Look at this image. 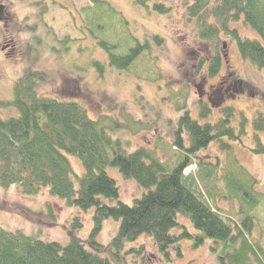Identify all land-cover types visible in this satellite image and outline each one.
<instances>
[{
  "label": "rangeland",
  "instance_id": "374dc122",
  "mask_svg": "<svg viewBox=\"0 0 264 264\" xmlns=\"http://www.w3.org/2000/svg\"><path fill=\"white\" fill-rule=\"evenodd\" d=\"M106 1L112 3L116 13L113 9L109 13L106 5L92 0H0L6 14L0 22V98L12 97L17 76L42 70L46 78L39 82L38 94L78 101L91 118L104 119L109 135L119 139L122 148L155 150L169 165L175 164L179 153L172 142L184 110L188 109L191 117L201 123H215L223 117L225 108L233 107L230 126L235 138L222 137L225 146L210 142L192 155L193 161L184 173L198 175L202 180L199 189L221 213L237 219L240 210H247L253 216L249 239L264 251V151L254 150L264 147V129L255 128L254 122L260 115L264 117V68L243 60L235 41L223 33L219 40L223 53L220 70L216 76L208 77L207 62L199 65V61L210 59L215 48L199 37L195 19L188 18L180 0L165 1L171 6L165 14L147 13L133 0ZM89 5L87 22L84 11ZM234 28L243 37L261 41L242 19L229 22L228 29ZM154 34L163 37L162 45L152 41ZM97 37L118 45L119 54L138 43L146 42L147 48L139 51L137 60L127 70H118L106 64V53L98 47ZM95 59L106 65L102 77L91 64ZM219 87L222 101L215 98ZM208 95L215 98V103H210ZM203 107L209 112L205 117L200 115ZM13 114V109H0L2 118ZM183 139L188 146L187 136ZM69 160L80 175L84 169L79 159ZM106 171L115 179L121 201L132 204L141 196L143 190L118 167L107 166ZM93 215L94 207L68 206L46 189L36 195H24L14 186L0 187V226L6 230L64 245L70 235L87 239ZM178 218L190 233L196 232L188 218ZM119 223L111 217L104 219L97 240L107 245ZM194 240L181 239V256L171 248L169 259L157 251L149 236H141L132 246H144V264H220L211 249L215 245L211 239L196 248Z\"/></svg>",
  "mask_w": 264,
  "mask_h": 264
},
{
  "label": "trees",
  "instance_id": "16d2710c",
  "mask_svg": "<svg viewBox=\"0 0 264 264\" xmlns=\"http://www.w3.org/2000/svg\"><path fill=\"white\" fill-rule=\"evenodd\" d=\"M133 1L147 13L165 14L171 8L165 3L168 0ZM180 1L188 18L195 19L199 37L215 48L210 59L199 61V65L207 62L206 76L214 77L220 70L223 53L219 50V40L223 33L235 41L243 60L264 68L261 42H264V0ZM92 2L106 5L109 13L115 8L110 6V1ZM90 7L84 11L87 22ZM239 19L254 30L261 41L241 36L236 28L228 29L230 21ZM151 37L157 45L164 42L158 34ZM96 43L106 53V64L118 70H127L137 60L139 51L147 48L146 42L138 43L119 54L116 44L98 37ZM91 64L102 77L106 65L97 59ZM45 78L42 70L24 72L13 81L12 97L0 98V109L10 108L14 112L6 118L0 116V187L14 186L24 195H36L46 189L68 206L94 207L93 226L86 240L70 235L64 245L57 240H44L0 226V264H144V246H132L144 235L153 240L157 251L167 259L171 248L181 256V239L194 238L196 248L209 238L215 244L211 249L220 264H264V251L249 239L253 216L247 210H240L242 215L240 213L237 219L221 213L199 189V180H202L198 175L184 173L185 167L193 161L192 155L210 142L221 143L222 137L235 138L230 126L233 107L225 108L223 117L215 123H201L183 107L186 110L178 119L172 142L179 153L175 164L169 165L155 150L122 148L120 140L109 135L108 126L102 122L104 119L91 118L78 101L38 94V84ZM182 96L185 104V96ZM208 114L205 107L200 110L201 116ZM254 122L257 123L255 128L264 129L263 116ZM184 135L188 146L184 144ZM254 150L261 152L264 147L257 146ZM69 157L81 162L84 170L80 175L72 168ZM107 166L118 167L143 190L132 204L119 199V187L108 175ZM105 200L116 203L109 204ZM48 210L53 217L51 209ZM179 216L188 218L196 232L190 233ZM109 217L120 223L117 232L104 245L97 240V235L103 220Z\"/></svg>",
  "mask_w": 264,
  "mask_h": 264
},
{
  "label": "flooded vegetation",
  "instance_id": "af4514ba",
  "mask_svg": "<svg viewBox=\"0 0 264 264\" xmlns=\"http://www.w3.org/2000/svg\"><path fill=\"white\" fill-rule=\"evenodd\" d=\"M6 14H5V10H4V5L2 4V3H0V22H2V21H4V19H5V16ZM235 83V82H234ZM232 85V84H231ZM213 86V85H212ZM227 87V86H226ZM225 87V88H226ZM229 87V86H228ZM224 88V89H225ZM220 90H221V87H219L218 88V91L216 92V95H215V98L216 99H218V101H222V100H224V97L221 95V92H220ZM227 90H228V88L225 90V92H227ZM207 94H209L208 92H207ZM201 95V94H200ZM214 98V99H215ZM207 99L210 101V103L211 104H213V103H215V101H214V99L212 98V97H210L209 95L207 96Z\"/></svg>",
  "mask_w": 264,
  "mask_h": 264
}]
</instances>
